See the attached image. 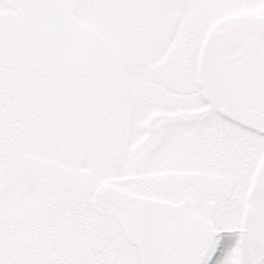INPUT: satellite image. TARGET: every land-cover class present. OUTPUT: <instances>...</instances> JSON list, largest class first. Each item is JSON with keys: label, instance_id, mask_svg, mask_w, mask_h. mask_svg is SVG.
<instances>
[{"label": "snow or ice", "instance_id": "snow-or-ice-1", "mask_svg": "<svg viewBox=\"0 0 264 264\" xmlns=\"http://www.w3.org/2000/svg\"><path fill=\"white\" fill-rule=\"evenodd\" d=\"M0 264H264V0H0Z\"/></svg>", "mask_w": 264, "mask_h": 264}]
</instances>
